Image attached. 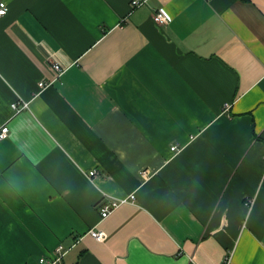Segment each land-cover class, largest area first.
Segmentation results:
<instances>
[{"label": "crops", "instance_id": "1", "mask_svg": "<svg viewBox=\"0 0 264 264\" xmlns=\"http://www.w3.org/2000/svg\"><path fill=\"white\" fill-rule=\"evenodd\" d=\"M0 1V264H264V0Z\"/></svg>", "mask_w": 264, "mask_h": 264}, {"label": "built area", "instance_id": "2", "mask_svg": "<svg viewBox=\"0 0 264 264\" xmlns=\"http://www.w3.org/2000/svg\"><path fill=\"white\" fill-rule=\"evenodd\" d=\"M146 2V0H131L130 3H129V7H130V10H134L135 8H138L140 7L141 5H143L144 3ZM8 12V7L6 5V3L4 1H0V18H2L3 16H5ZM153 20L155 21V23H157L158 25H162V24H165L167 23L168 21V17L166 16V14L162 11V10H159L157 11L154 15H153ZM53 69L56 71L57 74H61L63 73V70L59 65H53L52 66ZM54 81H51L50 83H53ZM45 83L44 81L43 82H40L39 83V88L42 89L44 86H45ZM228 106L229 105H225V109H228ZM26 107H28V104L27 103H19V102H15V103H12L11 104V109L14 111V112H19L23 109H25ZM7 134H8V128L7 126H3L1 127L0 129V139H5L7 137ZM172 151H175L177 150L176 147H172L171 148ZM96 170L93 169V170H90L88 173H87V176L89 178L92 179V177H94L96 175ZM147 172H142L141 173V177L142 178H146L147 177ZM129 198L131 199H134L133 196H130ZM128 199H122V200H118V199H111L109 201H104V202H101L99 204V206L97 207L98 209V214H99V217L101 220L105 219L113 210H115L121 203H124L126 202ZM88 234L96 241L98 242H103L106 240L107 238V235L101 231V230H97V229H90L88 231ZM63 250H64V247H62L61 245H59L56 249H55V259H54V263H56L57 261H59L61 259V257L63 256ZM230 256H226L225 259H224V262L223 264H230ZM40 263L42 264H50L49 262H47L46 260L44 259H40Z\"/></svg>", "mask_w": 264, "mask_h": 264}]
</instances>
